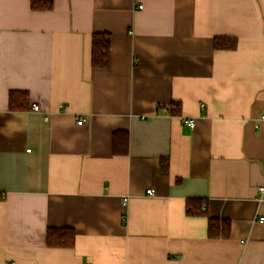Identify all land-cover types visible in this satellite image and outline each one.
Segmentation results:
<instances>
[{
    "label": "crops",
    "instance_id": "1",
    "mask_svg": "<svg viewBox=\"0 0 264 264\" xmlns=\"http://www.w3.org/2000/svg\"><path fill=\"white\" fill-rule=\"evenodd\" d=\"M53 1L0 0V264H264V0Z\"/></svg>",
    "mask_w": 264,
    "mask_h": 264
},
{
    "label": "trees",
    "instance_id": "2",
    "mask_svg": "<svg viewBox=\"0 0 264 264\" xmlns=\"http://www.w3.org/2000/svg\"><path fill=\"white\" fill-rule=\"evenodd\" d=\"M53 0H30L32 10L49 11L52 9ZM236 45L234 39L218 38L214 40L215 49H233ZM110 37L108 34H94L91 40V66L95 69H104L109 63ZM18 96L25 97V93L11 92L9 94V106L16 105ZM128 134L115 132L112 136V151L116 155H126L128 152ZM164 161L161 160V163ZM202 201L190 199L187 201V214L202 215ZM230 224L227 220H207V236L211 238H227ZM74 232L70 229H48L46 232V245L55 248H69L73 245Z\"/></svg>",
    "mask_w": 264,
    "mask_h": 264
},
{
    "label": "built area",
    "instance_id": "3",
    "mask_svg": "<svg viewBox=\"0 0 264 264\" xmlns=\"http://www.w3.org/2000/svg\"><path fill=\"white\" fill-rule=\"evenodd\" d=\"M139 8H141V6H139ZM201 108H203V105H201ZM32 110L35 111V112H38L39 111V107L37 105H34L32 107ZM44 120H47V118H44ZM184 122H185L184 124L187 127H189V128H192L194 126V120L193 119H186V121L184 120ZM81 124H82V119H78L76 121V125H81ZM258 192H264V187H259L258 188ZM146 193L149 194V195H153V191L152 190H147ZM202 209H204V208L202 207ZM259 220L262 221L264 219L260 218Z\"/></svg>",
    "mask_w": 264,
    "mask_h": 264
}]
</instances>
